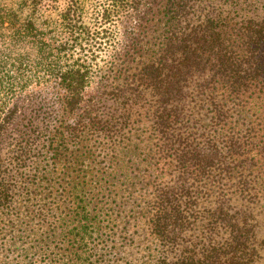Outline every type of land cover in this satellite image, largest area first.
<instances>
[{
    "label": "trees",
    "instance_id": "1",
    "mask_svg": "<svg viewBox=\"0 0 264 264\" xmlns=\"http://www.w3.org/2000/svg\"><path fill=\"white\" fill-rule=\"evenodd\" d=\"M52 1L0 0V137L34 75L58 89L57 114L10 134L0 152V264H118L140 243L145 264H260L264 17L247 16L264 4L229 0L217 17L209 5L187 32L193 5H160L140 47L108 63L104 98L115 105L99 114L88 67H62L42 41ZM127 3L105 5L101 24L139 10ZM83 12L65 7L63 26L91 37Z\"/></svg>",
    "mask_w": 264,
    "mask_h": 264
},
{
    "label": "rangeland",
    "instance_id": "2",
    "mask_svg": "<svg viewBox=\"0 0 264 264\" xmlns=\"http://www.w3.org/2000/svg\"><path fill=\"white\" fill-rule=\"evenodd\" d=\"M126 1L129 5L137 4L139 10L133 11L131 8H127L103 24H101L98 15L105 5L112 3V0H53L51 4L43 6V10L47 9L46 13L52 11V19L51 25L43 28V31H41L42 41L50 44V48L59 54L58 61L62 67L74 63L76 60L81 61L88 67L91 74V83L86 89L85 95L91 99L87 102L88 106L94 107L99 114H107L115 105V101L112 98L108 96L106 100L104 98V91L107 88L105 86L104 75L106 74L108 63L114 60V56L117 54H131L140 47L141 41L139 38L148 33L150 28L152 29L157 18L158 7L168 0ZM187 1L193 5L195 14H190L187 20L182 22L181 27L184 32L197 27L203 21V17L199 18V14L204 16L207 13V9L203 10L204 7L213 6L214 12L211 14L215 17L221 12L226 16L228 10L231 9L229 0ZM259 1L264 4V0ZM73 3H77L83 8L82 21L95 32L93 36L89 37L85 33H70L64 28L60 13L65 7ZM249 8L251 11L247 17L252 16L253 18H257V20L264 17V12L260 11L258 13L260 17H256L257 11L252 10L253 6H249ZM43 17L45 18V16ZM206 32L213 33L211 28ZM214 33H217L215 28ZM18 48L20 49L15 50V54H11L15 56L16 54L34 50L30 46V50L26 47ZM0 52L3 54L7 51L0 50ZM3 56L5 57V54ZM39 75L41 74L34 75V77L32 75L34 80L25 89L16 93V95L20 94V100L18 101L19 111L13 122L2 131L0 137L1 153L7 151L10 134L24 130L32 122H40L45 112L51 111L49 115L57 114V111L54 109L57 108L56 95L58 89L55 88L52 80L45 81L43 76ZM5 97L6 92L0 89V102ZM100 151L104 152L102 149H99V154ZM105 165L112 167L111 158H107ZM145 245L146 243H140L138 247L123 249V259L118 264H141L142 261L143 263L146 262V259L142 258V255H145L143 254L142 246ZM137 258L139 259L137 260ZM260 264H264V260H261Z\"/></svg>",
    "mask_w": 264,
    "mask_h": 264
}]
</instances>
